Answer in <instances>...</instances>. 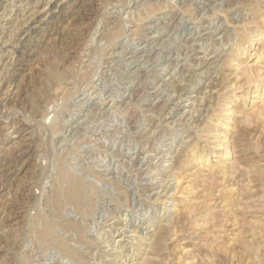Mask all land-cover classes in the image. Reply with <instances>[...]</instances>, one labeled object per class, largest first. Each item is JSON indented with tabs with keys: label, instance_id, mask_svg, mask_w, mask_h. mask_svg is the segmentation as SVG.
I'll return each instance as SVG.
<instances>
[{
	"label": "rangeland",
	"instance_id": "1",
	"mask_svg": "<svg viewBox=\"0 0 264 264\" xmlns=\"http://www.w3.org/2000/svg\"><path fill=\"white\" fill-rule=\"evenodd\" d=\"M0 95V264H264V0H0Z\"/></svg>",
	"mask_w": 264,
	"mask_h": 264
},
{
	"label": "bare ground",
	"instance_id": "2",
	"mask_svg": "<svg viewBox=\"0 0 264 264\" xmlns=\"http://www.w3.org/2000/svg\"><path fill=\"white\" fill-rule=\"evenodd\" d=\"M44 2V1H43ZM139 3V2H138ZM48 7H49V5H48ZM78 7V6H77ZM179 7V6H178ZM220 8V7H219ZM42 10V9H41ZM42 13V12H41ZM29 14V13H28ZM59 16V15H58ZM84 16V15H83ZM122 16V15H121ZM107 20V19H106ZM105 21V20H104ZM178 21V20H177ZM176 21V22H177ZM99 22V21H98ZM110 22V21H109ZM100 23V22H99ZM117 24V23H116ZM100 25V24H99ZM26 26V25H25ZM110 26V25H109ZM117 26H118V24H117ZM20 27V26H19ZM157 27V26H156ZM104 28V27H103ZM110 28V27H109ZM164 29V28H163ZM113 30V29H112ZM156 30V29H155ZM108 32H109V29L107 30ZM121 31H123V30H121ZM129 32V31H128ZM212 32V31H211ZM116 33H118V32H116ZM121 33V32H120ZM112 35H113V33H112ZM115 35V34H114ZM111 36V35H110ZM118 36V35H117ZM201 37V36H200ZM248 38V37H247ZM158 40V39H157ZM137 41V40H136ZM204 41V40H203ZM7 42V41H6ZM200 42V41H199ZM128 43V42H127ZM192 48V47H191ZM151 51V50H150ZM121 52V51H120ZM195 52V51H194ZM207 54V53H206ZM201 55V54H200ZM84 57V56H83ZM205 57V56H204ZM175 59V58H174ZM214 59H216V58H214ZM217 60V59H216ZM216 60H214V61H216ZM174 62V61H173ZM196 62V61H195ZM198 62V61H197ZM201 62V61H200ZM213 62V61H212ZM216 63V62H215ZM165 65V64H164ZM178 66V65H177ZM210 66V65H209ZM212 66V65H211ZM193 67V66H192ZM175 70V69H174ZM69 73V71L67 72V71H63V72H59V71H56V70H54V69H51L50 70V72H49V77L47 78L48 79V82H51L52 80H54V81H61L62 80V78L66 75V74H68ZM210 77V76H209ZM205 78V77H204ZM98 81V80H97ZM94 85V84H93ZM132 85V84H131ZM62 87V86H61ZM74 88V87H73ZM64 89V88H63ZM206 89V88H205ZM211 89V88H210ZM55 91V90H54ZM206 91V90H205ZM62 92V91H61ZM202 92V91H201ZM63 93V92H62ZM203 94V93H202ZM210 94V93H209ZM1 96V95H0ZM161 96V95H160ZM198 96V95H197ZM254 96V95H253ZM252 96V97H253ZM67 97V96H66ZM133 97V96H132ZM159 97V96H158ZM208 97V96H207ZM160 98V97H159ZM202 99V98H201ZM58 100V99H57ZM98 101V100H97ZM104 101V100H103ZM193 103V102H192ZM191 103V104H192ZM175 105V104H174ZM199 105V104H198ZM54 106V105H53ZM194 106V105H193ZM200 106V105H199ZM192 107V106H191ZM172 108H173V106H172ZM195 108V107H194ZM199 109V108H198ZM68 110V109H67ZM70 110V109H69ZM171 110H173V109H171ZM257 111L259 112V109H257ZM74 112V111H73ZM194 112V111H193ZM170 113H172V112H170ZM196 113V112H195ZM199 114V113H198ZM258 114V113H257ZM55 115H56V113H55ZM262 116V115H261ZM74 117V116H73ZM255 118V117H254ZM60 173V172H59ZM65 175V174H64ZM66 179V178H65ZM59 180V179H58ZM62 181V180H61ZM54 182V181H53ZM73 183L71 184V182H70V184H68L69 186L67 187V188H65V187H63V188H65L66 190H65V193H64V199H66L67 201H68V205H69V202L70 203H72V205H73V207L77 210V211H83V208H84V206H83V196H82V191H81V186H80V184H79V181H77V180H73L72 181ZM162 183V182H161ZM58 185H59V183H58ZM161 185V184H160ZM54 187V186H53ZM57 188V187H56ZM58 189V188H57ZM60 189V188H59ZM53 190V189H52ZM63 190V189H62ZM84 190V189H83ZM56 191H58V190H56ZM64 191V190H63ZM59 192V191H58ZM55 193V192H54ZM51 194V193H50ZM55 194H57V193H55ZM61 194H63L62 192H61ZM57 196V195H56ZM61 197H63V196H61ZM56 198H58V197H56ZM53 199V198H52ZM60 200H61V198H60ZM63 200V199H62ZM65 200V201H66ZM56 201H59V199L58 200H56ZM53 202V201H52ZM64 203V202H63ZM62 203V204H63ZM67 203V202H66ZM56 204H58V202L56 203ZM118 204V203H117ZM64 205V204H63ZM71 205V206H72ZM60 207H61V204H60ZM54 208V207H53ZM59 208V207H58ZM65 208V207H64ZM63 208V209H64ZM72 210V209H71ZM54 211V210H53ZM76 211V212H77ZM175 211V210H174ZM44 212V211H43ZM56 216V215H55ZM71 219V218H70ZM60 222V221H59ZM90 223V222H89ZM54 225V224H53ZM52 225V226H53ZM65 225V224H64ZM51 226V227H52ZM73 226V225H72ZM50 227V225L49 224H46L45 226H44V228L42 229V231H41V233H40V235L39 236H41L40 238H43V239H45L46 241H48V240H50L52 237L51 236H54V235H51V233L53 232H51L50 233V231H51V228ZM74 227V226H73ZM51 228V229H50ZM70 228V227H69ZM71 229V228H70ZM74 229H75V227H74ZM76 229H77V227H76ZM75 229V230H76ZM161 229V228H160ZM33 233V232H32ZM53 234V233H52ZM154 235V241H152V243H154L156 240H158V234L156 235V234H153ZM25 237V236H24ZM153 237V236H152ZM39 238V239H40ZM55 239V238H54ZM54 239H53V243L54 244H56L57 243V241H54ZM63 240V239H62ZM61 240V241H62ZM81 240H82V238H81ZM44 241V240H43ZM46 241H44V242H46ZM59 242H60V240H59ZM165 242V241H164ZM38 243V242H37ZM163 243V242H162ZM57 246H61V247H63V246H65L62 242H60V243H58V245ZM60 248V247H59ZM66 248V247H65ZM64 248V249H65ZM67 249H69V248H67ZM71 250V249H70ZM31 251V250H30ZM65 251H67V250H65ZM71 252V251H70ZM76 253V252H75ZM74 253V254H75ZM30 254V253H29ZM58 254V253H57ZM28 255V254H27ZM35 256V255H34ZM82 258V257H81ZM150 259V258H149ZM46 260V259H45ZM134 264V263H133ZM142 264V263H141Z\"/></svg>",
	"mask_w": 264,
	"mask_h": 264
}]
</instances>
